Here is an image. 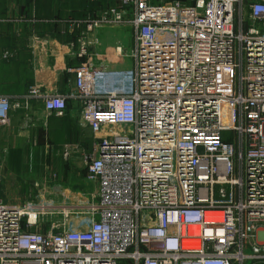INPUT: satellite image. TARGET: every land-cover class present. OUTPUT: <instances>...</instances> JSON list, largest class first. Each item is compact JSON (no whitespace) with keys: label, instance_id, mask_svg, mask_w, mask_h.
Segmentation results:
<instances>
[{"label":"built area","instance_id":"2783aa9c","mask_svg":"<svg viewBox=\"0 0 264 264\" xmlns=\"http://www.w3.org/2000/svg\"><path fill=\"white\" fill-rule=\"evenodd\" d=\"M73 24L74 90L0 94V128L32 99L76 100L97 199L66 223L62 203L0 198V264H264V0H120ZM120 25L131 66L92 64L86 34Z\"/></svg>","mask_w":264,"mask_h":264},{"label":"crops","instance_id":"0c3cea01","mask_svg":"<svg viewBox=\"0 0 264 264\" xmlns=\"http://www.w3.org/2000/svg\"><path fill=\"white\" fill-rule=\"evenodd\" d=\"M86 1L91 7L98 5L97 0ZM82 8L83 0H0V94L8 95L15 102L32 85L46 94H69L74 90L73 70L85 59L76 55L77 39L85 26L73 24L75 20L89 16L81 14ZM93 35L98 38V44H92L90 49L92 64L107 69L131 66L129 54L133 35L130 26H102L87 33L86 38L89 40ZM67 102L71 106L69 115H72L75 111L73 105L78 103L73 98H67ZM43 110L41 99H32L27 109L12 108L9 122L0 128L3 131L0 135L12 132L13 121L19 114ZM65 124V120L43 121L38 133L43 132L44 137L30 140L31 144L41 147L65 144L63 139L57 138V132L65 130ZM74 141L77 140L74 138L69 142L77 144ZM35 162L40 164L37 177L41 185L42 180H48L47 185L43 183V190L38 189L44 202L53 203L56 193L86 196L89 184L85 180V165L79 158L67 156L54 163L50 158L34 161L26 155H5L0 159L1 199L17 206L30 201L22 173L27 164ZM49 224L39 226L49 227ZM36 229L44 231V228Z\"/></svg>","mask_w":264,"mask_h":264},{"label":"rangeland","instance_id":"374dc122","mask_svg":"<svg viewBox=\"0 0 264 264\" xmlns=\"http://www.w3.org/2000/svg\"><path fill=\"white\" fill-rule=\"evenodd\" d=\"M95 1V0H89ZM120 0H97L98 5L91 7L86 0H83V8L81 10V14H88L90 17L95 16L100 12L101 9L108 5H116L119 3ZM163 1H170V0H163ZM68 12V11H67ZM72 13V11H70ZM75 108L74 114L69 115V107L67 106L64 112L61 115H56L55 113L43 112L38 111L37 113H29V114H19L17 118L13 121L15 123V127L11 133L0 135V159L1 157L8 155V156H21L26 155L30 156L34 161L44 160L45 158L52 160L54 163L57 161H61V158L67 156H73L75 159L79 158L80 161H83V164L86 165L91 157L96 155V150L94 148V136L89 131L86 124L80 119V107L78 104L73 105ZM40 110V109H38ZM49 113V114H48ZM61 120H65L67 125L65 124V130L57 132L59 135L57 138L59 140L63 139L66 143H62V145L54 146V147H41L40 145H33L31 144L32 139L43 138V132L38 133V129H41V124L43 121H50V122H60ZM2 128V127H1ZM119 127L117 125L113 126H106L103 129L107 132L112 130H116ZM36 130V131H35ZM2 129H0V134H3ZM35 133V135H34ZM76 139L77 144H73L69 141ZM30 160V159H29ZM39 165L35 163L27 164V169L25 172L22 173V180L25 181L26 187L28 192H30L29 200L30 201H37L41 197V191L38 189L43 188V183L47 185L46 178L41 185V180H38L37 174H39L40 169L37 168ZM32 167V168H31ZM53 173V172H51ZM87 181L88 190L86 196L77 197V196H66L61 195L60 193H56L55 200H52L54 204H64L67 207L66 213L67 217L65 218L66 223L72 221L75 222L87 217L86 214H82L80 217H75L73 207L82 205L83 211H86V208L91 202L96 201V183H90L88 179ZM43 190V189H42ZM66 196V197H65ZM63 197V198H62ZM62 198V199H61ZM59 199V200H58ZM64 199V200H63ZM51 202V201H50ZM63 219V215L60 213L51 214V215H44L41 220V225H46L47 223L51 222H60ZM73 222V224H74ZM44 230L48 229L49 227H41ZM35 229V228H33Z\"/></svg>","mask_w":264,"mask_h":264},{"label":"trees","instance_id":"16d2710c","mask_svg":"<svg viewBox=\"0 0 264 264\" xmlns=\"http://www.w3.org/2000/svg\"><path fill=\"white\" fill-rule=\"evenodd\" d=\"M68 106V102H67V100H66V107Z\"/></svg>","mask_w":264,"mask_h":264}]
</instances>
